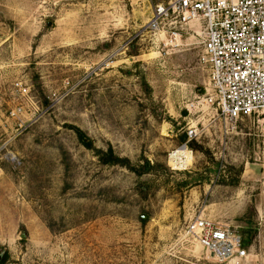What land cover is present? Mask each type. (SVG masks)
I'll return each mask as SVG.
<instances>
[{"label": "rangeland", "instance_id": "rangeland-1", "mask_svg": "<svg viewBox=\"0 0 264 264\" xmlns=\"http://www.w3.org/2000/svg\"><path fill=\"white\" fill-rule=\"evenodd\" d=\"M169 1L0 0V264H264V113L200 103L198 27L148 26ZM199 216L246 254L186 237Z\"/></svg>", "mask_w": 264, "mask_h": 264}, {"label": "built area", "instance_id": "built-area-1", "mask_svg": "<svg viewBox=\"0 0 264 264\" xmlns=\"http://www.w3.org/2000/svg\"><path fill=\"white\" fill-rule=\"evenodd\" d=\"M195 23L201 39L200 63L209 69L207 98L227 125L264 113V0H170L156 7L149 22L154 32L170 26V44L178 45ZM196 130L188 132L189 139ZM185 236L220 263L244 256V240L229 225L191 219Z\"/></svg>", "mask_w": 264, "mask_h": 264}, {"label": "bare ground", "instance_id": "bare-ground-1", "mask_svg": "<svg viewBox=\"0 0 264 264\" xmlns=\"http://www.w3.org/2000/svg\"><path fill=\"white\" fill-rule=\"evenodd\" d=\"M177 154H179V155H188V152H187V150L185 149V148H181L178 152H177Z\"/></svg>", "mask_w": 264, "mask_h": 264}, {"label": "trees", "instance_id": "trees-1", "mask_svg": "<svg viewBox=\"0 0 264 264\" xmlns=\"http://www.w3.org/2000/svg\"><path fill=\"white\" fill-rule=\"evenodd\" d=\"M77 133H78V135L80 136V138L81 139H83V141H84V136H85V134L82 132V131H80V130H77ZM86 144V143H85ZM89 146V145H88Z\"/></svg>", "mask_w": 264, "mask_h": 264}]
</instances>
